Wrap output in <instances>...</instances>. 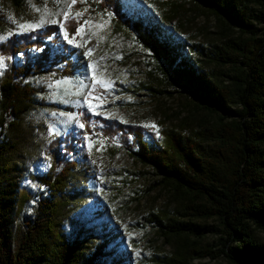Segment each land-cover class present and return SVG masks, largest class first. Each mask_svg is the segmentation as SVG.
<instances>
[{
  "label": "trees",
  "instance_id": "trees-1",
  "mask_svg": "<svg viewBox=\"0 0 264 264\" xmlns=\"http://www.w3.org/2000/svg\"><path fill=\"white\" fill-rule=\"evenodd\" d=\"M7 1L25 12L28 0ZM189 1L218 22L211 48H193L172 30L175 7L163 18L125 14L123 0H87L90 12L113 15L116 26L149 52L162 72L160 83L189 101V114L179 125L164 127L160 136L140 126L92 121L87 114L84 131L99 133L109 150L125 151L152 168L158 185L169 191L176 213L153 214L150 220L171 248L158 264L222 257L229 264H264V242L258 236L264 233V0ZM2 19L0 34L6 27ZM80 23L68 21V34L74 35ZM58 32L57 25H50L0 44L7 65L0 76V264L108 261L107 228L100 239L85 223L86 206L98 200L91 187L93 172L78 160L81 139L71 133L50 140L42 126L41 141L25 153L35 145L36 129L27 119L41 105L36 97L45 93L37 80L51 74L59 81L79 70L66 46L55 52L49 44L58 42ZM209 64L218 69H208ZM44 162L49 169L41 173ZM27 177L43 192L35 195L22 186ZM35 199L34 219L13 236L11 226ZM209 237L217 239L215 246L205 243Z\"/></svg>",
  "mask_w": 264,
  "mask_h": 264
},
{
  "label": "rangeland",
  "instance_id": "rangeland-1",
  "mask_svg": "<svg viewBox=\"0 0 264 264\" xmlns=\"http://www.w3.org/2000/svg\"><path fill=\"white\" fill-rule=\"evenodd\" d=\"M86 2L87 0H76V3L72 4V0H28L25 12H19L7 0H0V17L6 22L5 32L0 34V37L6 39L0 40V44L14 35L20 37L50 25H57L58 42H52L50 39L49 44L55 52H60L63 46H66L79 68L73 77L55 81L49 74L37 80L45 93L36 97V101L41 105H38L27 119L28 124L36 129L34 140L31 138L35 145L27 147L25 153L28 154L33 147L36 148L41 141L42 126L47 127L50 140L58 137L64 139L75 133L81 139V144L77 146L78 160L92 170L94 180L91 187L96 191L98 200L86 206L88 210L85 223L96 229L94 233L100 239L103 237L102 228H107L105 235H108L111 243L108 246L106 263L158 264L157 258L170 255L171 248L164 244L163 238L158 235L157 225L150 223V220L153 214L169 216L176 213L177 209L170 202L169 191L158 185V178L152 168L136 162L125 151L109 150L102 145L99 133L92 135L79 125L83 124L82 117L87 114L92 121L103 119L140 126L160 136L164 127L179 125L182 119L188 116L189 113L185 109L188 108L189 101L180 92L160 83V80L164 79L158 65L142 45L116 26L113 15L90 12ZM123 6L124 13L128 15L135 12L142 15L151 13L163 18L170 17L175 7L177 18L169 24L177 35L187 42L190 41L193 48L195 46L200 49V45L211 48L212 43L217 41V20L205 15L189 0H123ZM77 13L81 15L77 16ZM65 14L69 17L67 22L81 21L80 26L84 25L85 21L90 22L82 36L68 34L69 39L74 38V44L80 46H74L65 39ZM20 24L38 27L24 30L19 27ZM89 49L92 50L91 55H88ZM191 51L194 50L191 48ZM23 58L18 55L16 60L22 62ZM89 65H94V69ZM62 67L65 65L62 64L59 69ZM208 69L214 71L218 67L209 64ZM6 70L7 65L3 59L0 73L3 74ZM93 71L97 79L110 82L107 87L101 86L93 79ZM145 86L158 89L148 91L144 89ZM89 103L95 107L98 114L89 109ZM89 144L92 145L91 151ZM48 169V162L40 166L41 173H46ZM29 179L30 177H27L26 182L22 180V186L31 189L35 195L42 193L43 189L39 188L38 183ZM36 203L35 199L25 214L19 216L11 226L13 236L25 227L26 221L34 219ZM208 223L217 224L215 221ZM258 236L264 242V233H258ZM216 241V238L209 237L205 243L215 246ZM194 264L229 262L222 257L217 260H196Z\"/></svg>",
  "mask_w": 264,
  "mask_h": 264
},
{
  "label": "snow or ice",
  "instance_id": "snow-or-ice-1",
  "mask_svg": "<svg viewBox=\"0 0 264 264\" xmlns=\"http://www.w3.org/2000/svg\"><path fill=\"white\" fill-rule=\"evenodd\" d=\"M75 3H76V0H72V4H75ZM76 15H77V16H80L81 13H77ZM68 18H69V17H68V14H65V21H66V22H67ZM53 22H55V21H53ZM89 23H90V22L85 21V24H84V25H81V26L76 30L75 35L82 36V35L84 34L85 30H86V26H87ZM19 27H20L21 29H24V30H29V29H34L35 27H38V25H26V24H20ZM61 27L63 28L64 26L62 25ZM97 27H103V26H102V25H97ZM4 39H6V38H5V37H0V40H4ZM65 39L68 40V43H70V44H74V38H73V39H69V35H68V33H67L66 30H65ZM74 46H80V45H79V44H74ZM91 54H92V50L89 49V50H88V55H91ZM0 66H3V59H2V58H0ZM89 67L94 69L95 66H94V65H89ZM0 74H2V73H0ZM93 79H96V80H97V83L100 84V85L103 86V87H107L108 83H110V82H105V81H102V80L97 79L95 71H93ZM97 99H98V98H97ZM89 109H90L91 111H93L94 114H98V113L95 112V107H94L93 105H91L90 103H89ZM145 126H146V127L150 126V127H153V128L156 127L155 125H145ZM79 127H80V128H84L85 125H84V124H80ZM57 134H58V133H57ZM88 147H89V151H91V147H92V145L89 144Z\"/></svg>",
  "mask_w": 264,
  "mask_h": 264
}]
</instances>
